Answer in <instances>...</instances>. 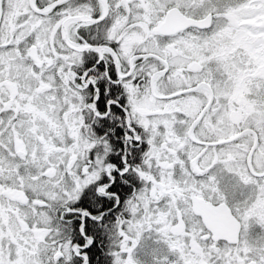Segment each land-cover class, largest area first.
Wrapping results in <instances>:
<instances>
[{"label": "snow or ice", "instance_id": "snow-or-ice-1", "mask_svg": "<svg viewBox=\"0 0 264 264\" xmlns=\"http://www.w3.org/2000/svg\"><path fill=\"white\" fill-rule=\"evenodd\" d=\"M0 264H264V0H0Z\"/></svg>", "mask_w": 264, "mask_h": 264}]
</instances>
